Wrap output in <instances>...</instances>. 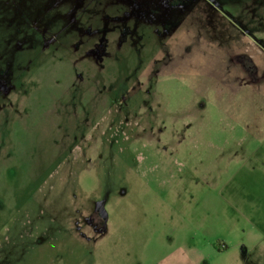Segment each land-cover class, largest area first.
<instances>
[{"label":"rangeland","instance_id":"rangeland-1","mask_svg":"<svg viewBox=\"0 0 264 264\" xmlns=\"http://www.w3.org/2000/svg\"><path fill=\"white\" fill-rule=\"evenodd\" d=\"M0 264H264V0H0Z\"/></svg>","mask_w":264,"mask_h":264}]
</instances>
